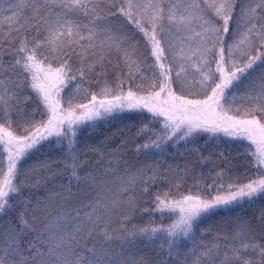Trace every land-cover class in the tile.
<instances>
[{
    "label": "snow or ice",
    "instance_id": "1",
    "mask_svg": "<svg viewBox=\"0 0 264 264\" xmlns=\"http://www.w3.org/2000/svg\"><path fill=\"white\" fill-rule=\"evenodd\" d=\"M257 200L264 0H0V264H264Z\"/></svg>",
    "mask_w": 264,
    "mask_h": 264
},
{
    "label": "trees",
    "instance_id": "2",
    "mask_svg": "<svg viewBox=\"0 0 264 264\" xmlns=\"http://www.w3.org/2000/svg\"><path fill=\"white\" fill-rule=\"evenodd\" d=\"M84 102H87L86 100ZM91 129H88L86 131H84L82 133V138L87 137L88 132H90ZM205 155H207V153L205 152ZM173 161L169 160L168 163H172ZM177 162H181L182 161H177ZM166 166V165H165ZM264 211V201L261 200H257L254 204H247L245 203L242 207L236 208L233 212L228 213V212H223L221 213L222 216H227V215H232L235 216L237 213H240L242 215L248 216V217H255L257 220L261 214V212ZM16 223H19L18 220H16L15 216L11 217ZM219 218V217H217ZM2 219H7V217L2 218ZM147 219V218H144ZM136 223H141L142 220L140 218V216L137 214V218H136ZM206 225H202V227H204ZM133 253H135V248H133L131 250Z\"/></svg>",
    "mask_w": 264,
    "mask_h": 264
}]
</instances>
